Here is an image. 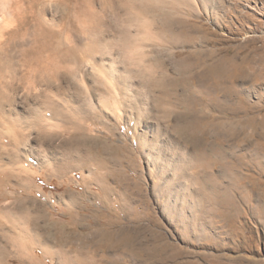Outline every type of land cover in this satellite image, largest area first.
<instances>
[{"label": "rangeland", "instance_id": "rangeland-1", "mask_svg": "<svg viewBox=\"0 0 264 264\" xmlns=\"http://www.w3.org/2000/svg\"><path fill=\"white\" fill-rule=\"evenodd\" d=\"M0 65V264H264V0H0Z\"/></svg>", "mask_w": 264, "mask_h": 264}, {"label": "bare ground", "instance_id": "bare-ground-1", "mask_svg": "<svg viewBox=\"0 0 264 264\" xmlns=\"http://www.w3.org/2000/svg\"><path fill=\"white\" fill-rule=\"evenodd\" d=\"M13 37V36H12ZM29 64V63H28ZM220 65V64H219ZM1 66V65H0ZM3 67V66H2ZM13 68V67H12ZM11 71L13 72V71H15V69H11ZM34 74V73H33ZM24 76V75H23ZM33 76H35V74L33 75ZM47 76V75H46ZM13 77V76H12ZM37 76H35V78H36ZM47 78V77H46ZM45 78V79H46ZM53 78V77H52ZM0 79H1V75H0ZM7 79V78H6ZM40 79H41V77H40ZM49 79V78H48ZM48 79H47V81H48ZM10 82V81H9ZM14 83V82H13ZM39 83V82H38ZM43 84V83H42ZM0 86H1V82H0ZM8 86H9V84H8ZM5 92H3L1 89H0V101L1 100H4L5 99V95H6V93L4 94ZM6 99H7V97H6ZM235 264H244V260L243 259H238V261L236 260V263Z\"/></svg>", "mask_w": 264, "mask_h": 264}]
</instances>
